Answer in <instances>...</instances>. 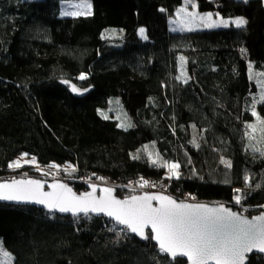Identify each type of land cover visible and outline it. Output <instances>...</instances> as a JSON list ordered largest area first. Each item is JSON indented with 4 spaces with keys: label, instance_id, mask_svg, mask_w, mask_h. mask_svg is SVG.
Returning <instances> with one entry per match:
<instances>
[{
    "label": "trees",
    "instance_id": "16d2710c",
    "mask_svg": "<svg viewBox=\"0 0 264 264\" xmlns=\"http://www.w3.org/2000/svg\"><path fill=\"white\" fill-rule=\"evenodd\" d=\"M63 1L0 0V178L13 179L8 165L26 154L73 167L65 182L78 193L84 178H107L122 198L128 185L160 180L174 196L264 211V124L246 127L257 124L253 106L264 120V103L254 104L261 1L196 0L199 11L247 23L190 31L169 30L182 0H91L92 13L75 17L60 15ZM166 163L179 165L177 177L166 178ZM0 241L12 264H184L103 217L32 206L0 204Z\"/></svg>",
    "mask_w": 264,
    "mask_h": 264
},
{
    "label": "snow or ice",
    "instance_id": "6c2138e0",
    "mask_svg": "<svg viewBox=\"0 0 264 264\" xmlns=\"http://www.w3.org/2000/svg\"><path fill=\"white\" fill-rule=\"evenodd\" d=\"M84 7L88 9L87 14L90 15L91 5L86 4ZM192 7L195 8L196 5L192 4ZM62 14L81 15L84 13L64 12ZM185 15L188 19L181 23L188 25L190 31L196 16L192 13H185ZM200 21L201 25L206 28L229 26V21L213 20L211 13L201 16ZM231 23L240 28L246 25L247 21L237 18ZM175 30L173 29V31ZM140 32L143 35L144 29H141ZM180 59L183 61V57ZM259 75H264V73ZM85 78L84 74L79 77L81 80ZM179 78L177 77V79ZM63 83H68V81H63ZM71 90L77 94L80 91L74 85L71 86ZM255 103H264V82H262L259 100L254 98ZM252 116L256 118L257 123L264 124V120L259 117L254 106ZM246 127L255 131L254 125L249 124ZM193 143L195 142L193 141ZM254 150L260 151L259 148ZM261 154L264 155V152ZM34 162V158L33 161H26V163ZM152 162L156 163L155 160ZM223 162L227 166H231L229 162ZM164 166L168 167L173 175H177L175 169L179 168L178 164ZM8 167L19 168L21 164L16 161L10 163ZM52 167L56 166L52 165ZM247 182L248 177H245V183L247 184ZM147 184L148 181H142L139 183V187L143 188ZM50 187L53 191H42L43 185L38 180H12L0 183V200L40 204L49 212L71 213L74 217L81 213L85 216L90 212L104 213L142 239L155 240L159 245V251L167 254L173 260L177 257H186L188 264H245L246 253H251L253 250L264 253V213L248 220L223 205L209 207L203 204H188L177 202L165 195L145 194L119 200L112 197L113 190L111 188L101 189L105 195L99 198L95 197L93 193L96 191V186L93 184H89L92 192L80 196L72 193V190L62 183H55ZM235 191L239 193L240 189ZM234 199L237 204L241 202L239 195H236ZM153 201L156 202V206H153ZM145 228L151 229L150 236L146 235ZM0 254L6 258L10 255L3 250L2 241H0Z\"/></svg>",
    "mask_w": 264,
    "mask_h": 264
},
{
    "label": "rangeland",
    "instance_id": "374dc122",
    "mask_svg": "<svg viewBox=\"0 0 264 264\" xmlns=\"http://www.w3.org/2000/svg\"><path fill=\"white\" fill-rule=\"evenodd\" d=\"M86 4H90L91 5V13H92V1L91 0H69V1H63L61 3V9H60V15L63 17H75V16H84V15H88V9L86 7H84V5ZM192 4H195L196 7L193 8ZM80 6V7H77ZM181 9H183L184 11H180ZM64 12H68V13H75V12H82L84 14L81 15H63L62 13ZM185 13H192L196 16V20L194 22V24L191 25V29L192 30H202V29H213V28H219V27H223V26H218V27H213V28H206L203 27L201 25V21H200V17L204 16L207 13H211L212 14V18L213 20H226L229 21V26H235V24L231 23V21H234L237 18H242V17H232V18H225L222 17L221 15H219L218 13H212V12H202L199 11L197 9V3L196 0H182V5L173 13V15L169 18L168 20V24H169V30L173 31V29H176L175 31H181V28L183 27V31H189L188 30V25H183L181 22L185 21L186 19H188V17H186ZM244 19V18H243ZM141 30V29H140ZM141 34V32H140ZM144 35V33H143ZM260 93L258 94V100L260 98ZM117 111H121L119 107H116ZM258 124V125H257ZM254 124L255 125V131L258 132L261 130L262 125H260L259 123ZM257 126V128H256ZM258 127H260V130L258 129ZM258 129V130H257ZM19 161L21 164V167L19 168H10V175H12V178H19V177H23V178H28V177H32V178H43L45 180H54V179H59L65 182V179H67V175L73 170V167H71L70 165L67 164H58V163H52L50 165L47 166H42L39 163L36 162V160L34 159V163H26V161H33V158L22 154L18 157H16V159L13 162ZM170 164H174V163H166L165 165H170ZM52 165H55L56 167H52ZM166 168V178L170 179L171 177H177L179 175V169H175V172L177 173V175H173L170 171L168 167ZM34 172V173H33ZM0 180H4L3 178H0ZM11 180V179H10ZM79 180H83L86 183H98V184H104V185H109L114 187V183L109 181L107 178H94V179H79ZM165 180V179H164ZM163 180V181H164ZM164 182L159 181V183H156L155 185H150V186H145L143 188L139 187L138 185H128L125 188L129 191H131L130 195L133 194H137V193H141V192H163L167 195H170L176 199H178L179 201H186V202H197L191 195H187V194H183V195H177L175 194L172 195V193L168 192L166 189H164L165 187ZM129 196V195H128ZM122 198V197H120ZM125 198V197H123ZM214 203V202H213ZM217 203V202H216ZM233 204L237 205L236 208L238 209H244L243 205L241 203L237 204L235 199L233 200ZM4 250V249H3ZM7 251V250H4ZM8 252V251H7ZM9 253V252H8ZM0 264H12V260H11V256L9 255V257H3L2 254H0Z\"/></svg>",
    "mask_w": 264,
    "mask_h": 264
},
{
    "label": "water",
    "instance_id": "95a60500",
    "mask_svg": "<svg viewBox=\"0 0 264 264\" xmlns=\"http://www.w3.org/2000/svg\"><path fill=\"white\" fill-rule=\"evenodd\" d=\"M260 1H261V4H262V7H263V9H264V0H260ZM62 84L65 85V86H67V87H68V91H69L72 95H74V96H76V97H80V96L85 95V94L87 93L86 90H83V89L78 88V87H77L74 83H72V82H69V81H68V83H63V81H62ZM72 85H74L77 89L80 90V91H79V94L74 93V92L71 90V86H72ZM12 180H38V181H40L41 184L43 185L42 191H44V192H51V191H53V189L50 187V185L55 184V183H62V184H64V185H66L67 188H70V189L72 190V193H74V194L77 195V196H80V195H82V194H84V193H90V192H92V188L89 187V184H93V185L96 186V191H95V193H93V195H94L95 197H97V198H99V197L102 196V195H105L103 192H101V189H103V188H111V189L113 190V191H112V197H114V198H116V199H119V200L128 199V198H130V197H132V196H142V195H145V194H148V195H165V196H169V197H171L172 199L176 200L177 202H183V203H188V204H203V205H207V206H209V207H218V206H220V205H223L224 207L228 208V209L231 210L232 212H234V213H236V214H238V215H240V216H242L243 218H246V219H248V220H252L253 217L260 216L262 213H264V211H262V212H260V213H258V214H256V215H254V216L249 217V216H246V215H243V214L239 213V211L236 210V209H234L232 206H229V205H226V204H223V203L186 202V201H179V200H177L176 198H174V197H172V196H170V195H167V194H165V193H163V192H141V193H138V194L130 195V196L125 197V198H120L119 196L116 195L114 187L109 186V185H104V184L93 183V182H92V183H87V184H86V187H85L86 190L83 191V192H80V193L76 192V191H75V190H74V189H73L68 183H66V182H64V181H62V180H59V179L45 180V179H39V178L37 179V178H32V177H28V178L19 177V178H15V179H11V180H3V181H0V183L11 182ZM0 204H11V205H19V206H32V207H36V208H38V209H42V210H44V211H46V212H49L48 209H46L43 205L35 204V203H31V202H18V201H3V200H0ZM152 204H153V206H156V202H155V201H153ZM50 213H54V214H57V215H60V216H71V217H74L71 213H60V212H58V211L50 212ZM81 215H84V214L81 213V214H79L77 217H79V216H81ZM88 215H91V216H93V217H103V218H105V219H108V220H110V221L115 222V220H113L111 217L106 216L104 213H94V212H90V213H88ZM115 223H116V222H115ZM121 226H123V225H121ZM129 232H130V231H129ZM130 233H131L133 236H135L136 238H138L139 240H141V241H146V240H148V239H142L141 237L137 236L135 233H132V232H130ZM145 233H146V235H148V233H150V235H151V229H150V228H145ZM151 241H152V242L157 246V248L159 249V245H158V243H157L155 240H152V239H151ZM163 254H164V253H163ZM252 254L260 255V256H262L263 259H264V253H260V252H258V251H256V250H253V252H251V253H246L245 264H247L248 259H249V256L252 255ZM164 255H166V256L169 258L170 261H174V260H173L170 256H168L167 254H164ZM176 259H182V260L184 261V264H188V261H187V258H186V257H177Z\"/></svg>",
    "mask_w": 264,
    "mask_h": 264
},
{
    "label": "built area",
    "instance_id": "2783aa9c",
    "mask_svg": "<svg viewBox=\"0 0 264 264\" xmlns=\"http://www.w3.org/2000/svg\"><path fill=\"white\" fill-rule=\"evenodd\" d=\"M159 181H160V180H156L155 183L152 182V185H153V184L155 185L156 183H159ZM138 182H139V180H138Z\"/></svg>",
    "mask_w": 264,
    "mask_h": 264
},
{
    "label": "bare ground",
    "instance_id": "6f19581e",
    "mask_svg": "<svg viewBox=\"0 0 264 264\" xmlns=\"http://www.w3.org/2000/svg\"><path fill=\"white\" fill-rule=\"evenodd\" d=\"M118 186H122V184H121V183H119V184H118ZM137 194H138V193H137Z\"/></svg>",
    "mask_w": 264,
    "mask_h": 264
}]
</instances>
